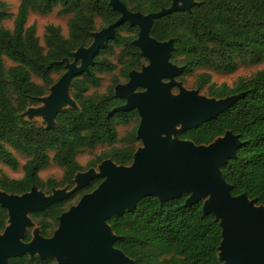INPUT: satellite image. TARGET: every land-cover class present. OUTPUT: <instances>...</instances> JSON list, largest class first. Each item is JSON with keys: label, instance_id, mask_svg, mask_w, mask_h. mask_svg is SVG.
Here are the masks:
<instances>
[{"label": "trees", "instance_id": "trees-1", "mask_svg": "<svg viewBox=\"0 0 264 264\" xmlns=\"http://www.w3.org/2000/svg\"><path fill=\"white\" fill-rule=\"evenodd\" d=\"M134 13L144 15L170 8L173 0H121ZM188 11L174 12L154 21L151 36L158 41H174L171 62L184 66L186 75L198 70H212L233 74L239 62L257 66L264 63V0H196ZM59 8L60 16H71L69 34L65 37L58 26L49 25L42 46L35 25L27 27L29 14L47 16ZM110 0H22L16 15L0 2V162L13 171L20 168L23 176L10 179L0 176V190L23 195L37 186L47 195L54 189L75 187L79 172H86L78 161L79 155L97 147L107 150L89 169L105 160L130 166L138 150L137 111L111 112L125 104L115 96V88L126 83L132 71H141L147 60L134 45L139 28L125 23L117 29L116 37L102 48L89 73L72 81L71 96L78 109L66 108L56 118V127L37 125L23 117L30 108L39 105L38 98L49 95L58 81L54 75L66 72V63L73 62V53L93 43L96 18L104 27L119 18ZM14 18L13 29L4 22ZM124 33V34H123ZM119 76L104 96H92V89L102 87L101 75L114 74L118 64ZM5 58L14 63L7 67ZM33 78L42 81L36 83ZM182 79V80H181ZM196 88L207 90L211 98H225L245 93L246 96L214 120L180 135L196 145H209L227 131H233L243 142L237 158L222 167L224 179L232 186V194L246 193L264 205V69L249 80L235 86L216 85L210 74H199ZM137 124L118 147L119 126ZM16 153L27 157L21 166ZM54 153L51 156V153ZM56 164L63 169L61 181L42 180L40 173ZM96 178L66 200L54 203L32 218L43 220L45 227L57 228L59 217L79 202L83 195L93 192L101 183ZM186 197L166 203L155 197L143 198L135 210L109 220L114 233L120 237L115 247L122 250L136 264H223L219 260L222 230L212 215H205L203 203L186 207ZM74 202V203H72ZM8 212L0 205V230L8 220Z\"/></svg>", "mask_w": 264, "mask_h": 264}, {"label": "water", "instance_id": "water-1", "mask_svg": "<svg viewBox=\"0 0 264 264\" xmlns=\"http://www.w3.org/2000/svg\"><path fill=\"white\" fill-rule=\"evenodd\" d=\"M110 4L121 17L93 33L89 47L82 46L73 53L74 61L66 63V72L50 88L49 95L38 98L42 105L28 109L23 117H41L48 129H54L64 109L77 110L71 96L72 81L90 72L100 50L115 39L120 26L129 23L139 28L134 45L148 64L141 71H132L126 84L116 86L115 96L125 104L111 114L137 111V139L142 145L130 166L105 160L97 169L79 172L71 190L54 189L50 195L37 186L23 195L0 190V205L7 210L11 223L5 234H0V264L27 253L56 258L58 264H136L115 247L120 237L109 220L132 212L143 198L155 197L166 203L186 196V207L202 202L204 214L214 216L219 223V260L223 264H264V205L246 193L234 196L222 172V167L237 158L243 145L240 137L227 131L209 145L180 138L182 133L214 120L246 94L217 99L186 89L178 80L185 67L171 62L174 41L161 42L151 36L155 20L188 11L197 1L173 0L170 8L147 15L130 11L121 0H110ZM96 178L103 182L62 213L53 238L37 235L31 244L21 241L26 227L32 224V213L68 199Z\"/></svg>", "mask_w": 264, "mask_h": 264}, {"label": "rangeland", "instance_id": "rangeland-1", "mask_svg": "<svg viewBox=\"0 0 264 264\" xmlns=\"http://www.w3.org/2000/svg\"><path fill=\"white\" fill-rule=\"evenodd\" d=\"M22 0H0V2H4L8 6V11L16 15L18 8L20 6ZM59 8L55 9L53 13L47 15V16H42L38 14L37 12H31L29 14L28 22H27V27H30L32 25H35L37 28V36L40 39V43L42 46H45V41H44V36L46 33V28L49 25H54L58 26L62 29V33L65 37H68L69 34V29H68V21L71 18V16H60L58 14ZM14 25V18L5 21L4 26L7 29L12 30ZM104 27V22L101 18H96V29L97 31L101 30ZM124 34V33H123ZM111 60L118 64V60L116 57H111ZM5 63L7 67H12L14 66V63L5 58ZM119 69L114 73V74H104L101 75L103 78L102 82V87L99 89H92L89 94L92 96H104L108 94L109 89L112 87L113 84V79L115 77L119 76V71L121 66L118 64ZM264 69V63L257 65V66H251V65H245L239 62V67L238 70L233 73V74H220L218 72L212 71V70H198L194 75L188 76L186 75L183 77V84L184 87L188 90H197L196 88V79L199 74H210L212 76V82L215 83L216 85H222L226 84L229 87L235 86L240 80H249L254 75ZM60 76L59 75H54L55 80H59ZM33 80L42 85V81L39 80L38 78H33ZM180 80V79H179ZM182 80V79H181ZM121 83H126L123 79L120 78ZM178 90H175L174 93H177ZM201 94L207 96V90L204 89L201 91ZM42 104H39L41 106ZM37 107V106H36ZM33 121L37 125H43L44 121L42 120L41 117H36L33 119ZM139 125V124H138ZM137 124H131L129 126H119L118 127V132H119V143L118 147H124L125 143L122 141L129 132L135 129V127L138 126ZM141 143L137 144V147H141ZM107 150V147H97L95 150L92 151H85L83 154L79 155L78 161L80 165L85 169V171L89 170V163L91 161H95L98 157H100L104 151ZM17 158L20 161L21 166L25 164L27 161V157H24L18 153H16ZM54 153H51V156H53ZM63 169L57 166L56 164H52L48 169L42 171L40 173V177L42 180L46 181L48 179H55L57 181H61L63 178ZM0 176H6L10 179H20L23 176V172L21 168L18 171H13L9 167L5 166L3 163L0 162ZM74 203V202H72Z\"/></svg>", "mask_w": 264, "mask_h": 264}, {"label": "flooded vegetation", "instance_id": "flooded-vegetation-1", "mask_svg": "<svg viewBox=\"0 0 264 264\" xmlns=\"http://www.w3.org/2000/svg\"><path fill=\"white\" fill-rule=\"evenodd\" d=\"M147 64H148V60H147V63L145 65H147ZM178 80H179V78H178ZM121 84H126V83H121ZM76 204H74V205H76ZM74 205H72V206H74ZM32 214H34V213H32ZM31 215H30V218H31V223L32 224L30 226L26 227V230H25V233H24V237L22 238L21 241L24 244H31L34 241V239L36 238L37 235H39L42 239H51V238H53L55 232L59 228L60 221L58 223L57 228H51V227L44 228L45 227L44 221L43 220L34 219V218H32ZM10 225H11V223H10V220L8 218L5 227L2 230H0V234L1 235L5 234L7 228ZM8 264H58V262H57L56 258H53V257H50V256H48L46 258H42V257H40V255L38 253H35L34 255H31L30 253H27V254H24L22 256L10 257L8 259Z\"/></svg>", "mask_w": 264, "mask_h": 264}]
</instances>
